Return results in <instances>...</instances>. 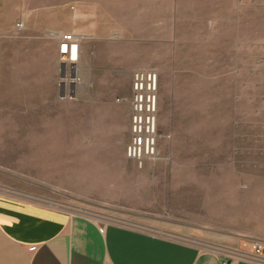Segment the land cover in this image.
I'll use <instances>...</instances> for the list:
<instances>
[{"label": "rangeland", "instance_id": "rangeland-1", "mask_svg": "<svg viewBox=\"0 0 264 264\" xmlns=\"http://www.w3.org/2000/svg\"><path fill=\"white\" fill-rule=\"evenodd\" d=\"M152 2L44 4L60 25L74 27L82 13L88 33L79 35L81 45L93 41L92 57L83 70L77 63L74 99L63 97L59 57L66 103L59 115L53 107L50 116L37 114L16 97L0 104V192L205 251L264 241V0ZM33 3L39 2L2 0L17 32H24ZM115 10L126 16L112 26ZM158 10L161 19L154 21ZM179 26L188 29L179 34ZM145 41L158 42L140 45ZM143 47L157 54L156 62L140 64L150 57L139 59ZM124 50L122 64L111 58ZM142 70L159 75L160 159L140 166L125 155L131 121L129 132V121L111 105H130L132 120L133 78ZM209 235L234 244H208Z\"/></svg>", "mask_w": 264, "mask_h": 264}, {"label": "crops", "instance_id": "crops-1", "mask_svg": "<svg viewBox=\"0 0 264 264\" xmlns=\"http://www.w3.org/2000/svg\"><path fill=\"white\" fill-rule=\"evenodd\" d=\"M48 1L38 0L42 5H29L32 14L26 15L25 30L17 32L11 20V11L3 9L0 0V104L16 97L21 105L37 110V114L42 116H50L52 107L59 115L57 110L66 104L60 100L58 88L61 76L58 41L46 39L44 33L50 29L63 34L73 32L77 36L88 33L83 28L81 12L75 14L74 27L60 25L56 22V14L45 6ZM128 1L109 0V3L119 6ZM152 3L161 7L162 0H153ZM182 9L187 11L184 5ZM161 15L160 10L154 12L153 20L161 19ZM125 16V13L115 10L110 18L112 26L124 20ZM107 19L109 21L108 15ZM187 29L183 27L182 30L179 26V34ZM150 42H141L140 45H152ZM90 46H93L91 40L81 45V70L90 60L89 55L92 57ZM139 50L138 56L143 57L139 58L141 60L150 55L148 62L140 64L151 65L152 60L158 59L157 54H151V49L147 51L143 47ZM125 54V50L119 51L111 58L122 64L121 61L128 58ZM132 65L135 62L128 67ZM152 66H156L155 63ZM77 106L72 104L73 108ZM111 107L122 119L129 121L130 132L131 106L112 103ZM28 113L24 111V114ZM209 237L205 239L208 244H234L226 236ZM0 264H224V259L214 252L205 251V246L200 248L121 223H105L87 215L71 214L60 208L0 192Z\"/></svg>", "mask_w": 264, "mask_h": 264}, {"label": "built area", "instance_id": "built-area-1", "mask_svg": "<svg viewBox=\"0 0 264 264\" xmlns=\"http://www.w3.org/2000/svg\"><path fill=\"white\" fill-rule=\"evenodd\" d=\"M22 28L23 25H17ZM52 36L58 40L59 57L63 65V77L61 84L66 87L63 97L74 99L76 96L73 87L80 85L77 63L80 59V45L82 36L74 34ZM158 92L159 75L154 70L137 71L133 78L131 142L126 149L128 159L136 161L140 166L146 162H154L160 159L159 130H158ZM215 248L219 256L224 259V264L248 263L264 264V241L250 238L246 242L245 249H221Z\"/></svg>", "mask_w": 264, "mask_h": 264}]
</instances>
